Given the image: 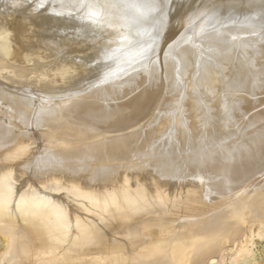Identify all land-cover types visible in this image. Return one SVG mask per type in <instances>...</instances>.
Masks as SVG:
<instances>
[{
  "label": "bare ground",
  "instance_id": "obj_1",
  "mask_svg": "<svg viewBox=\"0 0 264 264\" xmlns=\"http://www.w3.org/2000/svg\"><path fill=\"white\" fill-rule=\"evenodd\" d=\"M15 1L0 50L28 76L0 73V264H216L264 233V0Z\"/></svg>",
  "mask_w": 264,
  "mask_h": 264
},
{
  "label": "rangeland",
  "instance_id": "obj_2",
  "mask_svg": "<svg viewBox=\"0 0 264 264\" xmlns=\"http://www.w3.org/2000/svg\"><path fill=\"white\" fill-rule=\"evenodd\" d=\"M16 1H18V0H16ZM16 1L13 2V3L17 5L19 2L16 3ZM19 1H20V0H19ZM14 4H13L14 8H15V7H16V8H20V7H21V6H18V7H17V6L14 5ZM18 5H21V2H20ZM0 24L3 26V24H2L1 22H0ZM1 25H0V26H1ZM2 26H1V27H2ZM1 27H0V32H1V31L3 32V30H4V32H5V30L7 31V28H8V27H5L6 29L4 28V26H3L2 28H1ZM131 31H132V30H131ZM2 32H1V33H2ZM4 32H3V34H5ZM1 33H0V34H1ZM6 33H7V32H6ZM16 34H17V33H16ZM16 34L14 33V37H12V40H13V41H14V40L17 38V36H18V35L16 36ZM209 34H210V33H209ZM209 34H208V35H209ZM156 35H157V34H155V36H156ZM141 37H142V36H141ZM144 37H145V36H143V38H142L143 40H141V42L138 41L137 43H138V44H143V41H145ZM146 37H148V35H146ZM146 37H145V38H146ZM205 37H206V36H205ZM211 37H212V35L206 37L207 39L204 38V40L207 41V42H209L208 40L211 39ZM200 39H201V38H200ZM0 40L2 41V40H4V39H3V38H2V39L0 38ZM12 40H9V42H10V43H13ZM195 40H196L197 42H195ZM195 40L192 41V43L195 42L196 45L199 44L198 46H200L201 44L207 43V42H205L203 39H202V41L198 40V38L195 39ZM1 41H0V43H1ZM153 41H154V43H155V51H156V53H158V52H159V49H160V47H161V45H162V41L159 42V43L157 42V41H158V35L156 36V38H155V37L153 38ZM198 42H199V43H198ZM137 43H135V45H131L130 47H136V46H138ZM145 43H146V42H145ZM195 43H194V44H195ZM149 49H150V48H149ZM18 50H19V49H18ZM3 56H4V55H3V52H2V54H1V50H0V71H1L0 73L3 74V75L5 74L4 77L6 78V76H7L9 82L11 81V80H10L11 78H9V77H12V81H11V83H13V82L15 81L14 84L16 85V84L18 83V82H17L18 80L16 81V79L13 78V76L16 75L15 70H16V69H19L18 72L20 73V75H18L19 73L17 72L16 78L18 77L19 80H20V79H23V78L20 77V76L22 75V71H23L24 69H26V70H24V71H27L26 65H24V68H23V66L20 67V63H21V61L18 62L19 60H18L16 57H15L14 61H9L7 58L5 59V57H3ZM16 59H17V61H16ZM4 60H5V61H4ZM67 60H69V59H67ZM67 60L65 61V59H64L65 62H68ZM70 60H71V59H70ZM70 60H69V61H70ZM73 60H74V59H73ZM15 61H16V62H15ZM64 61H63V62H64ZM71 61H72V60H71ZM5 62H6L7 64H5ZM74 62H77V61H73V62H71L72 65H69V63H66V64H67L68 66H70V67L72 66V67H73V70H74L75 68H77V67H78V71H80V70H79L80 68L83 70V68H82L81 66L79 67V65H77V67L74 68V66H76V64H78V62H77L76 64H73ZM8 63H9V64H8ZM14 63H15L17 66H16ZM71 63H70V64H71ZM21 64L23 65V63H21ZM66 64L64 65V63H63V65H64V67L62 68V71H63V72H64V70L67 68ZM4 65H5V66H4ZM10 65H11V66H10ZM73 65H74V66H73ZM80 65H81V64H80ZM13 66H14V67H13ZM12 67H13V68H12ZM17 67H18V68H17ZM72 67H71V68H72ZM64 68H65V69H64ZM1 69H2V70H1ZM22 69H23V70H22ZM31 69L34 70L35 67H34V68L32 67ZM6 70H7L8 73L6 72ZM10 70H13V71H10ZM20 70H21V71H20ZM29 70H30V69H29ZM29 70H28V71H29ZM33 70H30V72L32 73ZM73 70L70 71V68L68 67V71H69V73L71 72V73H70L71 75H72V72L74 73ZM3 71L6 72V73H3ZM24 71H23V72H24ZM35 71H36V70H35ZM68 71L66 72V70H65V72H66L68 75H67L65 72H64V73H65L66 75H63V74H64L63 72H62V75L60 74L61 76L58 78L59 81H62V79L64 78V76L66 77V76H69V75H70V74L68 73ZM75 71L77 72V69H76ZM13 72H14V73H13ZM36 72H37V71H36ZM36 72L34 73L35 76H36ZM76 72H75L74 74L77 75V73H79V72H77V73H76ZM9 73H10V75H9ZM24 73H25L26 76H28V73H27V72H24ZM24 73H23V75H24ZM31 73H30V75H31ZM11 74H12V75H11ZM14 74H15V75H14ZM32 74H33V73H32ZM34 74H33V76L31 75L32 80H34L33 77L35 78ZM38 74H39V72L37 73V76H38ZM79 74L81 75V72H80ZM8 75H9V77H8ZM30 75H29V76H30ZM71 75H70V76H71ZM26 76H23V77L25 78ZM57 76H58V75H57ZM62 76H63V77H62ZM61 77H62V78H61ZM130 77H131V76H130ZM29 78H30V77H29ZM29 78H28V81H29ZM36 78H37V77H36ZM56 78H57V77H56ZM60 78H61V80H60ZM103 78H104V79H103ZM103 78H102L103 81L100 80V82H97V83H101V82H104L105 80H106V81L108 80L107 83H110L109 85H111V82H113V80H109V79H111V77L108 78V76H107V78H105V77H103ZM127 78L129 79V76H127ZM127 78L125 77V79H124V77H123L122 79L126 80ZM26 79H27V78H25V80H26ZM25 80H24V79L22 80V83H23V84H24V83H25V84L27 83V82H24ZM156 80H157V79H155L154 81L157 82ZM20 81H21V80H20ZM26 81H27V80H26ZM30 81H31V79H30ZM16 82H17V83H16ZM155 82H154V83H155ZM104 83H105V82H104ZM19 84H20V83H18V85H19ZM101 84H102V83H101ZM101 84H100V86H101ZM113 84H114V82H113ZM21 85H22V84H21ZM21 85H19V86H21ZM103 85H104V84H103ZM97 86H98V84H97ZM97 86H96V87H97ZM100 86H99V87H100ZM99 87H98V88H99ZM179 87L182 88V86H179ZM98 88L93 87V90L95 89V90H96V94L99 95L100 97H102V99H103V96H104V98L107 97V96H111V97H110L111 99H112V97L115 96V95H111V94L108 95L109 92H106V93H104V95H103L102 92H100V91L98 92ZM180 88H179V89H175V91H176V90L179 91ZM95 90H94V92H95ZM162 90H163V88H162ZM172 91H173V93H171ZM175 91H174L173 89H171V91H170L171 95L174 94ZM177 91H176V92H177ZM97 92H98V93H101V94H98ZM110 93H111V92H110ZM179 93H181V90H180ZM179 93H178V94L175 93V95H176V94H177V95H180ZM106 94H107V95H106ZM101 95H102V96H101ZM175 95H172V97L175 96ZM178 97H179V96H178ZM178 97H177V99H178ZM173 98L176 99V97H173ZM2 99L7 100V103H8V101H9V99H6V98H2ZM2 99H1V100H2ZM106 99H108V98H105L104 100L106 101ZM163 99H164V95H162L161 98H159V100L157 101L156 106L154 107L153 113L156 112V110L158 109V107H159L160 104L162 103ZM175 99L173 100V102L175 101V102H174V105H173V102H172V104L170 103V102L172 101V98H170V101H169V105H172V106H169V108L172 109L171 111L174 113V114H173V113L171 112V113H172L171 116H172V117L174 116V118H175V116H176V115H175V112H176V114H177V111H178V108H176L178 103L176 102L177 100H175ZM108 100H109V99H108ZM0 102H1L0 105L2 106V105H3L2 103H4L3 100L0 101ZM10 103H11V101H9V104H7V105H11V104L14 105L13 102H12L11 104H10ZM20 103H21V102H20ZM175 103H177V104H175ZM5 105H6V104H4L3 106L5 107ZM12 105H11V106H12ZM175 105H176V106H175ZM11 106H8V107H11ZM173 106H174V107H173ZM8 107H7V108H8ZM171 107L176 108V109H174L175 111H173V108H171ZM1 108H2V107H1ZM15 108H17V107H15ZM2 109H3V108H2ZM17 109H18V108H17ZM15 110H16V109H14V111H15ZM166 111H167V112H164L165 114L162 113L163 111L160 113V114L165 115V117H163V116L161 115L160 118H165V119H167V120H165V119H162V120L166 121V122H165L166 124H168V123L170 124V125H168L170 129H171L172 126L174 127V125H176L175 123H176L180 118L182 119V116H180V115H182L183 113H186V111H184V110H180V111H184V112H181L182 114L178 111V113L180 114V115L178 116V118H179V117H180V118H179V119H175V122H174V118H172V117L170 116V114H169V113H170V112H169L170 110L168 111V109H167ZM16 112H17V111H16ZM167 113H168V114H167ZM153 115H154V114H152L150 117L152 118ZM166 115H167V116H166ZM183 115L185 116V114H183ZM186 115H187V113H186ZM169 116L171 117V119H173L172 122L170 121V119H169L170 117H169ZM184 116H183V117H184ZM166 117H169V118H166ZM158 118H159V116H158ZM176 118H177V117H176ZM168 119H169V120H168ZM181 119L177 122L176 127H174V128H176V130L172 128L173 130L171 129V130H170L171 132H169V128H167V127H168V126H167L166 129H163L164 132H165V131H166V132L168 131L169 135H170V133H174V134H175V132H178V131H177V126H178V124H180L179 122L181 121ZM176 120H177V121H176ZM168 121H170V122H168ZM256 121H257V120H256ZM171 123H173L172 126H171ZM233 123H234V122H233ZM248 123L251 124L250 122H248ZM252 123L254 124V122H252ZM182 124H183V123H182V121H181V125H182ZM249 124H248V125H249ZM256 124H258V123H256ZM181 125H180V127H179V130H181L182 127H183V129H184V132H183V130H181V131H182V132H181V136H183V134H185V136H187L186 133L189 134L190 132H189V133L186 132V131H188V129H186L187 126H185L186 123H185V125H182V127H181ZM252 126H253V125L251 124V125L249 126V129H250V127H252ZM256 126H257V125H256ZM253 127H255V126H253ZM180 128H181V129H180ZM255 128H256V127H255ZM255 128H251V129H255ZM167 129H168V130H167ZM249 129H248V130H249ZM251 129H250V130H251ZM172 131H173V132H172ZM245 131H246V130H245ZM162 132H163V131H162ZM168 133H166V134H168ZM182 133H183V134H182ZM174 134H173V135H174ZM178 134H179V132H178L176 135L178 136ZM240 134H241V133H240ZM173 135L171 134L170 136L172 137ZM176 135H174L175 138L177 137ZM164 136H166V135H164ZM167 136H168V135H167ZM174 136H173L172 138H174ZM179 136H180V134H179ZM188 136H189V141H190V137H192L191 133H190ZM233 136H234V139H237V136H235V135H233ZM233 136H231V137H233ZM235 137H236V138H235ZM168 138H169V136H168ZM168 138H167L166 140H168ZM178 138H180V137H177V138H176L177 141L175 140V142H176L177 144L174 142V140H173V142H174L176 145L179 144V146H181V145H180V142H178V141L182 140V137H181L180 139H178ZM186 138H188V137H184L183 139H184V141L187 140L186 143H188L187 146L189 147V142H188V139H186ZM211 138H212V137H211ZM213 138H214V137H213ZM170 140H172V139L169 138V140H168L167 142H171V143H172V141H170ZM191 140H193V138H192ZM231 140H233V138L230 139V137H229V140H228V141L230 142ZM210 141H213V142H212V145L216 144V146H217V144H218L217 147H219V145H220L219 148H221V146H222V144H223V143H221V142H220V143H221V144H220L216 139H215V140H214V139H211ZM214 141H215V142L217 141L218 143H217V142L214 143ZM225 141H226V140H225ZM225 141H224V145H225L226 143H228L227 141H226V142H225ZM233 141H234V140H233ZM167 142L165 143V146H164L167 150H165V149H161V150H163L162 153L167 152V153H165L167 156H168V154H169L168 157H165V159L168 158L166 161H169V160L172 159V156H173V155H172L173 151H171V150L173 149V150H177V151H178V150H179V148H178L179 146H176V145L174 144V145L176 146V149H175V146H174L173 143H172L171 145H173L174 148H171V147H173V146H170V143H167ZM231 142H232V141H231ZM190 143H193L194 146L196 145V144H195L196 142H194V140H193V142L190 141ZM201 143H202V142H200V143L198 144V147L200 146ZM208 143H209V141H208ZM208 143L206 142L205 144H208ZM210 143H211V142H210ZM210 143H209V145H210ZM166 144H167V145H166ZM202 144H203V143H202ZM202 144H201V145H202ZM205 144H204V145H205ZM168 145H169L170 148H171V149L169 150L170 152H168V149H169V147H167ZM191 145H192V144H191ZM191 145H190V148H191ZM212 145H210L211 147H209V146L207 145L208 148H205V147H207V146L205 145V147H203V149H204V148H205V150L207 149L206 152H207V151H208V152H210V151H215L217 148H216V146H212ZM194 146H192V148H193ZM185 147H186V146H185ZM188 147H186V148L188 149ZM196 147H197V146H196ZM190 148H189V149H190ZM192 148H191V149H192ZM209 148H211L210 151L208 150ZM215 148H216V149H215ZM195 149H197V148H194V149H192V150H195ZM212 149H215V150H212ZM161 150H160V152H161ZM192 150H191V152H192ZM170 153H171V155H172V156H171V159H169V157H170ZM192 153H193V152H192ZM192 153H189V154H190V155H193ZM185 155H186V153H185ZM187 155H188V153H187ZM188 156H189V155H188ZM173 157H174V156H173ZM176 157H179V156H176ZM163 158H164V157H163ZM174 158H175V157H174ZM159 159H160V158H159ZM165 159H162V160L165 161ZM175 159H176V158H175ZM172 160H174V159H172ZM252 227H253V228H252L250 234L248 235L249 237H248V236H247V237H243V239H242V241H241V243H243V245H244V246H243V245L241 244V248L243 247V249H241V251H238V250L235 251L234 248H232V250L229 249L228 247L231 246L230 244L234 245V247H235V244L238 243V242H236L235 240L230 241V244H227V246H225L226 248L223 250L224 254L220 255L219 257H215V263H216V261H217V263H219V264H264V233L261 232L262 230H260V231L258 230L259 228H258V226H257L256 224H253ZM2 239H3V238H0V256H3V254H4V253L8 250V248H9L8 241H7L6 239H3V240H2ZM4 240H5V241H4ZM2 241H3V242H2ZM6 241H7V242H6ZM228 243H229V242H228ZM1 254H2V255H1ZM0 261H1V257H0ZM217 263H216V264H217Z\"/></svg>",
  "mask_w": 264,
  "mask_h": 264
}]
</instances>
